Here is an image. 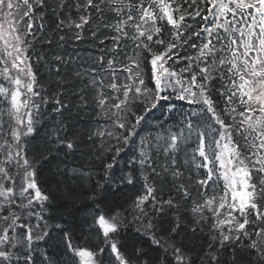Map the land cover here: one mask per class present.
Segmentation results:
<instances>
[{"label":"trees","instance_id":"16d2710c","mask_svg":"<svg viewBox=\"0 0 264 264\" xmlns=\"http://www.w3.org/2000/svg\"><path fill=\"white\" fill-rule=\"evenodd\" d=\"M122 1L136 3L39 0L38 14L31 11L24 54L37 100L20 153L44 201L30 208L33 219L22 216L36 219L37 236L28 239L23 225L8 230L0 264H83L82 252L95 264H264V185L255 187L257 205L238 224L243 229L223 230L209 207L223 183L206 169L215 146L207 140L199 150L196 123L205 121V107L185 111L178 101L184 116L163 121L150 110L156 101L133 96L122 77L135 68L140 87L152 91V60L163 55L184 79L208 85L212 110L228 118L231 95L216 68L230 51L203 45L207 3L175 0L172 25L160 20L144 35L120 11ZM167 105L158 103L161 117ZM12 121L0 96V191L8 192L18 189ZM257 147L236 149L247 160ZM99 215L112 225L101 229Z\"/></svg>","mask_w":264,"mask_h":264},{"label":"rangeland","instance_id":"374dc122","mask_svg":"<svg viewBox=\"0 0 264 264\" xmlns=\"http://www.w3.org/2000/svg\"><path fill=\"white\" fill-rule=\"evenodd\" d=\"M16 3L27 5L28 0H0V83L6 91L10 107L9 116L13 120L12 154L9 156L15 169L14 176L16 179L14 180L17 181L19 193H23L28 189H31L33 193L18 194L21 203H16L14 199L11 200L15 191H0V248H3V243L7 239V231L10 232L16 224L25 226L28 239L31 238L30 236H37L34 227L30 228L33 223H36L32 222L36 219L30 222L29 219H22V216L31 215L30 219H33L36 215L34 212L30 213V208L24 209L26 200L29 199V204L34 209L36 208L34 200L40 201L42 199L33 190L30 171L22 160L20 153L23 137L33 128V111L36 110L34 103L37 92L24 54L26 50L24 37L27 33L25 28L32 26L33 21L31 10L29 12L28 5L22 10L20 6H16ZM152 24L151 18L145 15L142 26L146 32H151ZM114 74L121 73L114 72ZM133 76V74L123 76L129 88H133ZM153 76L159 90L174 88L181 97L193 98L194 89L169 80L172 75L166 71L161 56L153 59ZM257 87L264 88V81L259 83ZM1 96L4 99L3 91H1ZM197 99H199V96ZM108 130L109 128L105 127L103 129V131ZM235 156L236 152L229 143H220L217 163L226 190L223 196L209 204L210 209L215 212V216L218 217L217 221L220 223H226L235 218V211H245L250 198L244 165L239 163ZM17 221L20 222L17 223ZM22 221H24V224ZM13 238L18 240L17 237ZM80 256L84 257L83 264H95L91 254L82 252Z\"/></svg>","mask_w":264,"mask_h":264},{"label":"bare ground","instance_id":"6f19581e","mask_svg":"<svg viewBox=\"0 0 264 264\" xmlns=\"http://www.w3.org/2000/svg\"><path fill=\"white\" fill-rule=\"evenodd\" d=\"M28 5H29V9L31 10V11H35V13H37L36 12V10H37V8H38V6H39V0H28ZM38 14V13H37ZM37 14H35V18L37 17ZM68 22H69V24H73L74 23V21H73V19L72 18H70V16L68 17ZM59 20H57V22H58ZM83 23L85 22V20L84 19H82L81 20ZM143 34L144 35H147L148 34V32H143ZM113 82V81H112ZM113 95V94H112ZM97 96H101V97H103V95L102 94H98ZM197 124V126L200 124V123H196Z\"/></svg>","mask_w":264,"mask_h":264}]
</instances>
